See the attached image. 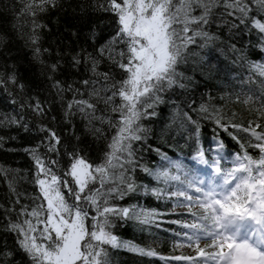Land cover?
Returning <instances> with one entry per match:
<instances>
[{"label":"snow or ice","instance_id":"1","mask_svg":"<svg viewBox=\"0 0 264 264\" xmlns=\"http://www.w3.org/2000/svg\"><path fill=\"white\" fill-rule=\"evenodd\" d=\"M47 6H54L53 0L27 4L24 10L35 17L46 11ZM98 7L114 17V34L98 49V57L87 53L72 58L73 67L86 63L97 78L82 81L86 88L90 86L88 98L73 96L64 115L68 118L76 112L81 114L87 120L86 131L95 139L105 140V149L100 161L94 163L82 149L73 148L67 153L63 171L59 170L58 160L40 154L45 141L26 149L36 169L34 183L39 195L32 206L13 209L16 219L7 225V230L15 234L19 249L30 264H109L107 246L157 256L153 249L120 241L111 231L114 217H143L142 223L151 222L152 212H137L135 205L118 207L110 203L136 190L133 173L141 168L164 184L179 181L177 190L167 194L182 198L181 206L193 217L192 222L183 224L187 231L178 235L187 247L193 248L195 255L161 259L187 264H264V123H260L264 121V102L256 110L257 118L249 120L247 126L216 118L215 123L241 144L243 154H235L232 167L227 170L221 167L223 156L213 159L209 166L216 177L210 182L187 177L181 180L180 175H171L167 168L144 167L138 163L134 147L136 142L147 139L149 129L142 121L156 115L155 107L162 102L161 93L179 82L183 75L179 67L190 55H197L191 48L210 47L217 39L206 30L216 13L222 9V16L232 18V27L250 25L264 39V0H103ZM41 27L44 26L33 19L30 40L38 60L42 51H47L38 46L36 31ZM104 59L117 70L119 79L111 71L98 72ZM45 67L51 73L48 79L57 95L63 98L66 90L79 94V89L70 85L65 89L55 78L60 71L58 62ZM250 68L264 77V63L254 62ZM9 79L16 81L14 75ZM252 99L249 96L242 102L247 105ZM32 107L37 114H44L39 101ZM201 110L207 112L203 106ZM187 119L191 121V117ZM11 123L18 121L13 119ZM41 130L47 133L48 152L59 154L61 137L47 127ZM196 131L198 135V127ZM239 133L248 137L245 143H241ZM223 148V142L218 141V152ZM247 148L257 150L258 157L250 155ZM162 158L177 170L181 168L166 154ZM198 158L209 164L203 151L198 152ZM2 173L6 170L0 168ZM9 187L16 194L14 184L10 182ZM152 191L157 196L161 194V190ZM15 203L20 204V194H16ZM201 240L210 243L201 247ZM181 246L185 244H177Z\"/></svg>","mask_w":264,"mask_h":264},{"label":"trees","instance_id":"2","mask_svg":"<svg viewBox=\"0 0 264 264\" xmlns=\"http://www.w3.org/2000/svg\"><path fill=\"white\" fill-rule=\"evenodd\" d=\"M38 2L0 0V81H3L0 83V168L6 170L0 174V264H30L19 249L15 234L7 230L8 223L16 219L20 206H32L39 195L34 183L36 169L26 149L45 141L39 152L58 160L60 171L66 169L67 153L73 148L82 149L94 163L100 161L105 149V140L95 139L86 131L87 120L81 114L76 112L66 118L64 113L73 96L88 98L90 86L86 88L82 81L97 78L86 63L73 67L72 58L87 53L98 57V49L114 34V17L99 9L103 0H53L54 6H47L46 11L38 12L35 17L24 10L27 4ZM222 11H218L206 26L217 39L210 47L191 48L197 55H190L179 67L178 71L183 74L179 82L161 93L162 102L155 107L156 115L142 121L149 131L146 140L134 145L140 165L149 169L161 168L162 154H166L175 159L183 158L180 162L184 166V158L198 150L204 151L208 160L215 159L218 141H222L227 150L243 154L241 144L224 132L215 120L219 117L223 122L247 126L249 120L257 118L256 110L264 102V77L254 74L250 65L264 63V39L250 25L232 27V18L222 16ZM33 19L44 26L36 31L38 46L47 50L42 51L39 60L33 55L34 46L30 40ZM57 62L60 71L55 78L65 89L69 85L79 89V94L66 90L61 98L50 86L48 76L51 73L45 66ZM106 71L117 73L104 59L98 72ZM13 75L15 83L9 79ZM119 78L116 75V79ZM249 96L253 99L246 105L242 101ZM37 101L45 110L43 115L33 110L32 105ZM202 106L207 112L201 110ZM187 117H191V121ZM13 119L18 123H11ZM45 127L55 130L61 137L59 154L48 152L47 133L41 130ZM229 131L234 130L229 128ZM239 136L241 143L248 140L244 133ZM247 151L254 158L259 155L253 148H247ZM133 179L136 190L123 199H112L110 203L118 207L135 205L137 212H152L151 222L142 223L143 217H114L111 231L120 241L153 249L158 255L149 257L126 247L107 246L109 264H184L185 261L160 257L191 256L186 245L177 247L182 244V236L178 234L185 231L182 216L187 211H173V202L178 198L167 194L171 191L170 183L157 181L141 168L135 170ZM10 182L14 184L16 194H20V204L15 203L16 194L11 191ZM153 189L161 190V194L155 195Z\"/></svg>","mask_w":264,"mask_h":264},{"label":"rangeland","instance_id":"3","mask_svg":"<svg viewBox=\"0 0 264 264\" xmlns=\"http://www.w3.org/2000/svg\"><path fill=\"white\" fill-rule=\"evenodd\" d=\"M201 246H204L205 244H208V243H210V241L209 240H201Z\"/></svg>","mask_w":264,"mask_h":264}]
</instances>
